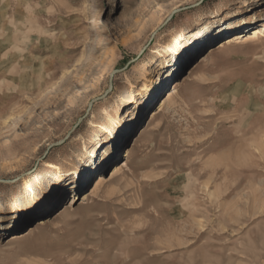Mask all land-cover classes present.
Here are the masks:
<instances>
[{"label":"rangeland","instance_id":"rangeland-1","mask_svg":"<svg viewBox=\"0 0 264 264\" xmlns=\"http://www.w3.org/2000/svg\"><path fill=\"white\" fill-rule=\"evenodd\" d=\"M253 27L264 0H0V264H264V41L220 46Z\"/></svg>","mask_w":264,"mask_h":264},{"label":"bare ground","instance_id":"bare-ground-1","mask_svg":"<svg viewBox=\"0 0 264 264\" xmlns=\"http://www.w3.org/2000/svg\"><path fill=\"white\" fill-rule=\"evenodd\" d=\"M249 31L243 33V34H240V33H237V34H234L232 36H228L226 37L224 40L221 41L220 43V46H224V45H227V44H251V43H257V42H260V41H264V31L263 29H260L258 27L256 28H250L248 29ZM175 36V35H174ZM173 35L169 36L171 38L174 37ZM167 39V38H166ZM175 39V38H174ZM179 85V83L177 81L174 82V87L172 89H168L166 91L165 94H167V96L165 97V99H163L164 97H162L161 99H163L162 103L159 105V109L158 111H160V107L164 106L167 102H169L171 100V98L173 97V95L176 93V88L177 86ZM165 96V95H164ZM128 98V97H127ZM160 99V100H161ZM131 97L127 100V103L131 102ZM157 112H154L153 114H156ZM120 117L116 116L114 117V119H112V122L115 121V119H118ZM112 122H108V123H103V124H99V128H101V126L103 125L105 128L108 126H112ZM107 124V125H106ZM111 124V125H110ZM100 142V139L98 140ZM106 140H103L102 144L105 142ZM108 141V140H107ZM97 147V146H96ZM101 147V146H100ZM93 152H94V148L92 149ZM92 152V151H91ZM127 155V154H126ZM125 163H123L121 166L119 167H115L112 169L111 171V174L110 176H115L119 170L121 169L122 166H124ZM56 169V174L57 175H61V170L64 171V169H62L60 166L57 165V167L55 168ZM99 179L96 181V183L94 184V187L92 189V191H95L97 190L100 185L103 183V181L105 180V178L102 177V175H98ZM91 191V192H92ZM75 197H73V200H74ZM72 200V201H73ZM76 201H73V203H75ZM18 205H16V208L19 206L21 208L23 207H26V204L25 202L21 201V202H18L17 203ZM23 234H14L12 235V239H15V238H19V237H22Z\"/></svg>","mask_w":264,"mask_h":264},{"label":"water","instance_id":"water-1","mask_svg":"<svg viewBox=\"0 0 264 264\" xmlns=\"http://www.w3.org/2000/svg\"><path fill=\"white\" fill-rule=\"evenodd\" d=\"M143 50H144V48H143ZM143 50H142V52H143ZM97 99H101V97H99V98H96V100ZM92 102H93V100L89 103V106H88V109H87V112L89 111V109H90V107H91V105H92ZM86 112V113H87ZM81 120V118L79 119V121Z\"/></svg>","mask_w":264,"mask_h":264}]
</instances>
